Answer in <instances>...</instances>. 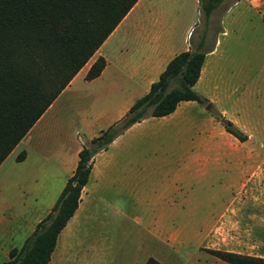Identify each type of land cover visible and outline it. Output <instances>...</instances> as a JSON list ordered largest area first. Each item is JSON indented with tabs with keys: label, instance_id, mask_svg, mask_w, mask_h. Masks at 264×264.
Instances as JSON below:
<instances>
[{
	"label": "crops",
	"instance_id": "obj_1",
	"mask_svg": "<svg viewBox=\"0 0 264 264\" xmlns=\"http://www.w3.org/2000/svg\"><path fill=\"white\" fill-rule=\"evenodd\" d=\"M262 4L256 10L264 9ZM221 5L203 20L194 39L190 33L197 25L196 16H201L198 0H138L133 5L91 62L78 71L0 164V264L9 258L11 249L22 246L51 211L76 168L84 142L122 118L179 52H205L194 89L247 139L240 141L227 132L206 107L194 100L180 101L170 114L134 123L94 155L78 207L59 233L48 264L72 262L78 254L74 252L77 223L96 202L111 204L117 210L158 208L160 212L151 217L150 223L160 225L164 212L169 209L168 213L174 214L181 209V201L168 194L171 189L176 191L173 184L168 187L163 181L158 188L151 187V177H182L192 170L206 173L215 163L220 166L221 161L240 160L247 144L257 145L251 112L259 111L255 101L250 102L257 95L252 80L263 73V52L256 42L241 41V31L236 29L233 33L238 39L232 40L225 25L227 15L222 11L214 30L211 24ZM261 13L264 15V11ZM99 56L105 59L104 68L97 77L86 79L90 65ZM239 80L243 84H238ZM61 96L66 100V113L72 116L71 123L59 129L55 122L43 119L54 116ZM21 152L24 156L18 160ZM248 155L252 156V150ZM242 170L239 167L236 179L223 184V192L237 196L229 199L221 212L212 213L211 223L239 226L240 238L232 240L239 243V248L233 246L227 251L264 258V168ZM151 193L155 194L153 201ZM248 226L251 237L244 234ZM253 248L258 250H248Z\"/></svg>",
	"mask_w": 264,
	"mask_h": 264
},
{
	"label": "trees",
	"instance_id": "obj_2",
	"mask_svg": "<svg viewBox=\"0 0 264 264\" xmlns=\"http://www.w3.org/2000/svg\"><path fill=\"white\" fill-rule=\"evenodd\" d=\"M138 0H0V164ZM224 0H198L203 20ZM205 59L202 50L176 54L149 91L126 114L84 142L73 174L51 211L4 264H48L57 238L76 211L92 168L93 157L128 127L149 116L173 112L180 101L207 107L225 130L240 141L238 127L214 110L195 89ZM105 66L99 56L86 79ZM222 119H224L222 121ZM24 153L17 155L22 159ZM229 264H264V258L210 250ZM146 264H151L150 260Z\"/></svg>",
	"mask_w": 264,
	"mask_h": 264
},
{
	"label": "rangeland",
	"instance_id": "obj_3",
	"mask_svg": "<svg viewBox=\"0 0 264 264\" xmlns=\"http://www.w3.org/2000/svg\"><path fill=\"white\" fill-rule=\"evenodd\" d=\"M235 1L224 0L211 25L215 30L219 26L220 11L224 12L230 38L238 39L233 30L241 31V41L248 44L256 42L263 52V73L260 78L252 80L254 86L256 83L257 95L250 102L255 101L254 107L259 111L251 112L256 124L254 139L257 145L247 144L243 150L245 155L241 152L240 160L221 161L218 162L220 166L215 163L206 173L192 170L182 177H151V187L156 185L158 188L163 181L168 187L173 184L176 191L171 189L168 194L177 202L181 201V209L174 214L168 213L169 209L164 212L165 218L160 225L150 223L151 217L160 212L158 208L135 206L117 210L111 204L96 202L95 208L85 212L77 223L75 233L78 241L74 242V252L78 254L72 257L70 264H146L149 260L151 264H229L214 256L210 250L227 251L233 246L238 249L239 243L235 244L232 240H239V226L212 224V213L221 212L226 202L237 196L236 193L223 192L222 187L236 179L239 167L248 172L264 168V15L261 13L264 9L256 10L262 8L264 0H241L238 4ZM201 16H196L197 25L190 33L193 39L203 27ZM90 62L89 59L87 63ZM250 81L247 83L250 84ZM237 83L243 84L241 80ZM258 86H261L260 91ZM65 101L64 96L59 97L54 116L45 117L43 121L55 122V127L59 129L67 127L72 113H66ZM250 150L252 156L248 155ZM230 158L238 157L231 155ZM179 186L180 191L177 190ZM154 197L155 194L151 193V201ZM117 219L118 222L112 221ZM247 228L248 231L243 228L246 230L244 234L251 237L250 226Z\"/></svg>",
	"mask_w": 264,
	"mask_h": 264
},
{
	"label": "water",
	"instance_id": "obj_4",
	"mask_svg": "<svg viewBox=\"0 0 264 264\" xmlns=\"http://www.w3.org/2000/svg\"><path fill=\"white\" fill-rule=\"evenodd\" d=\"M224 119H222V121H223Z\"/></svg>",
	"mask_w": 264,
	"mask_h": 264
}]
</instances>
